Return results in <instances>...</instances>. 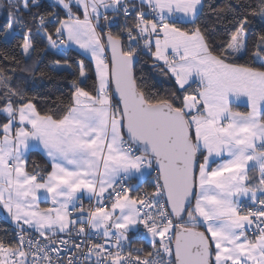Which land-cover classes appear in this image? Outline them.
Returning <instances> with one entry per match:
<instances>
[{"label":"snow or ice","instance_id":"6c2138e0","mask_svg":"<svg viewBox=\"0 0 264 264\" xmlns=\"http://www.w3.org/2000/svg\"><path fill=\"white\" fill-rule=\"evenodd\" d=\"M41 6L8 0L5 40L22 32L28 60L37 38L45 51L78 45L94 81L81 86L89 74L77 61L67 100L41 111L11 86L16 69L0 67V211L14 225L0 264H264V31L249 49V16L264 19V0H55L64 17L32 11ZM141 56L168 87L138 74ZM38 63L20 71L43 79ZM69 71L67 58L48 65ZM241 97L246 112L232 107ZM36 148L50 171L27 170ZM153 171V191L129 183Z\"/></svg>","mask_w":264,"mask_h":264},{"label":"trees","instance_id":"16d2710c","mask_svg":"<svg viewBox=\"0 0 264 264\" xmlns=\"http://www.w3.org/2000/svg\"><path fill=\"white\" fill-rule=\"evenodd\" d=\"M212 2L213 6H221L224 5L230 0H205V3ZM248 2H252V0H248ZM42 6L39 9L34 8L32 11L37 13H48V12H58L61 17H64V12L61 8L55 6V4L51 3L48 0H41ZM73 11H78L76 8ZM207 12V8L205 9ZM82 13L81 10H79ZM109 16H112V13H108ZM231 19V15L227 17ZM249 20L251 21V26L249 30V49L252 48V41L255 38V34L261 31H264V19L260 17H252L249 16ZM207 21L209 24L214 23V20L211 16L202 15L200 18V22ZM124 26V17L119 16L116 18V24L111 28L113 33H117L121 27ZM188 26V25H185ZM48 30L51 31L55 25L48 24ZM8 29V20L6 15L0 16V67H7L9 69H16L15 73L9 72L8 75L13 76L11 81L12 87H17L18 85L23 87L29 96L36 97L35 103H37L38 108L41 111H47L49 109H53L59 111L56 105L58 103V98L63 97L67 100L70 92L72 91L70 87V82L72 79L78 76V69H76L77 61H84L86 65V70L88 71L89 78L87 82L82 87H85L86 90L92 91V84L94 81V64L92 60L85 54L81 53L79 50L71 47L61 46L63 52H60V49H51L45 51L47 41L41 40L37 38L35 42L36 52L33 53L32 60H28L22 56L19 47L17 44L22 41L23 35L19 30L16 31V35L14 38L5 40V32ZM6 53L8 56H15L16 61L18 63H9L4 59L3 54ZM67 58L69 63L72 65L73 71L62 72L52 74L48 72V65L51 61L60 60L62 63L64 59ZM39 60L38 66L36 67V73H40L41 71L48 73L43 79L37 78L33 79L32 73L30 72H22L20 69L31 66L33 60ZM237 62L245 63L244 59H240ZM152 60L148 56H141L139 62L136 64V69L139 74L142 71L149 83L155 85L156 88L163 89L168 87L169 85L164 82L163 77H160L158 73L154 72V70L150 67ZM259 66V65H255ZM195 87V85H193ZM235 110L239 111H248V106L245 105H232ZM4 117L0 116V121H3ZM34 165H38V168H34ZM27 169L29 171H41V170H51V165L44 157V155L38 150H32L28 156V166ZM250 175L255 177L258 175L255 171H250ZM146 189L147 191H153V187L148 182L147 179L142 180V182L138 185L137 191L141 189ZM89 206V205H88ZM87 206V207H88ZM247 206H251L247 205ZM203 230V229H201ZM7 231L8 235L11 236L10 232V224L5 220L0 218V236H3ZM132 236H135L133 234ZM139 246L148 247V244L141 239L136 238L134 241Z\"/></svg>","mask_w":264,"mask_h":264},{"label":"crops","instance_id":"0c3cea01","mask_svg":"<svg viewBox=\"0 0 264 264\" xmlns=\"http://www.w3.org/2000/svg\"><path fill=\"white\" fill-rule=\"evenodd\" d=\"M7 4H8V0H0V5H2L3 7H0V16L1 15H6V8H7ZM81 11H82V9H81ZM89 57V56H88ZM90 58V57H89ZM91 59V58H90ZM93 62V61H92ZM94 64V63H93ZM234 104H236V105H245V106H247V98L246 97H241L240 98V100H238V101H236V100H234L233 101V103H232V105H234ZM34 150H38V151H40L43 155H44V157L47 159V161L49 162V160H48V158L46 157V154H45V152L43 151V149L42 148H36V149H34ZM30 153V152H29ZM29 153H28V156H29ZM225 156H227V154H225ZM27 159H28V157H27ZM222 161L221 160H219V159H217L216 160V164H219V163H221ZM50 163V162H49ZM213 167H215V164L213 165ZM28 170V169H27ZM29 171V170H28ZM142 182V179H140V178H136V177H134L132 180H130L129 181V183H131V184H133V185H139L140 183ZM90 202L91 201H89L87 198H84L83 199V204H84V206L85 207H87L89 204H90ZM251 203H250V201H247V200H245V205L247 206V205H250ZM51 206V202H50V200H48L47 202H45L44 201V199H43V197L41 198V202H40V207L41 208H47V207H50ZM0 218L1 219H3V220H5L6 222H8L9 224H12L11 222H10V219H9V217L6 215V213L5 212H3V211H0Z\"/></svg>","mask_w":264,"mask_h":264},{"label":"built area","instance_id":"2783aa9c","mask_svg":"<svg viewBox=\"0 0 264 264\" xmlns=\"http://www.w3.org/2000/svg\"><path fill=\"white\" fill-rule=\"evenodd\" d=\"M48 1H50L51 3H53V4H55V0H48ZM155 176V172L153 171V173H152V176H150V177H147L146 179L148 180V182L151 184V186H152V179H153V177ZM146 189H141L140 190V192H142V191H145ZM95 203V200L93 199L91 202H90V204H94ZM89 204V205H90ZM13 227H14V225L13 224H10V232H11V235H13L14 233H13ZM136 235L135 236H132V242H133V244L134 245H136V246H139L138 244H136L134 241L136 240Z\"/></svg>","mask_w":264,"mask_h":264},{"label":"rangeland","instance_id":"374dc122","mask_svg":"<svg viewBox=\"0 0 264 264\" xmlns=\"http://www.w3.org/2000/svg\"><path fill=\"white\" fill-rule=\"evenodd\" d=\"M63 46H65V47H68V46H66V45H63ZM71 47H73V48H75V49L79 50L81 53H83V50H82V49H80L78 45H75V44H73ZM83 54H84V53H83ZM85 55H87V54H85ZM87 56H89V57H90V55H87ZM90 58H91V57H90ZM93 63H94V61H93Z\"/></svg>","mask_w":264,"mask_h":264},{"label":"water","instance_id":"95a60500","mask_svg":"<svg viewBox=\"0 0 264 264\" xmlns=\"http://www.w3.org/2000/svg\"><path fill=\"white\" fill-rule=\"evenodd\" d=\"M109 57H110V52L108 53ZM114 87V86H113Z\"/></svg>","mask_w":264,"mask_h":264}]
</instances>
